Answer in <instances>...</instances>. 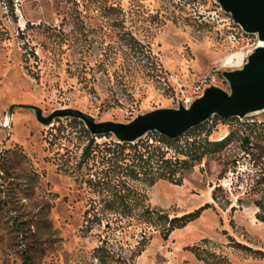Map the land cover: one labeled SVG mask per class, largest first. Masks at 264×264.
<instances>
[{
    "label": "rangeland",
    "instance_id": "rangeland-1",
    "mask_svg": "<svg viewBox=\"0 0 264 264\" xmlns=\"http://www.w3.org/2000/svg\"><path fill=\"white\" fill-rule=\"evenodd\" d=\"M217 6L0 0V264H264V109L241 119L212 116L164 148L166 158L182 160L175 149L193 140L228 139L179 169L180 185L129 182L169 218L207 205L164 239L135 219L85 223L83 213L100 197L87 181L111 171L105 160L122 143L90 135L77 119L42 125L28 108L43 117L77 110L96 123L127 124L155 110L188 109L209 87L228 93L222 73L240 69L263 44L233 21L228 31L199 15ZM159 136L147 133L125 153L163 147Z\"/></svg>",
    "mask_w": 264,
    "mask_h": 264
},
{
    "label": "water",
    "instance_id": "water-1",
    "mask_svg": "<svg viewBox=\"0 0 264 264\" xmlns=\"http://www.w3.org/2000/svg\"><path fill=\"white\" fill-rule=\"evenodd\" d=\"M220 9L245 33L255 35L261 46H256L238 70L223 72L229 92L209 87L195 99L188 109H161L139 115L127 124L115 122L96 123L94 119L77 110L58 111L43 117L35 107V119L47 125L55 117L80 120L90 135L111 134L118 143L131 144L147 133L175 140L198 127L210 117L241 119L247 114L264 109V0H213Z\"/></svg>",
    "mask_w": 264,
    "mask_h": 264
},
{
    "label": "trees",
    "instance_id": "trees-1",
    "mask_svg": "<svg viewBox=\"0 0 264 264\" xmlns=\"http://www.w3.org/2000/svg\"><path fill=\"white\" fill-rule=\"evenodd\" d=\"M198 128H193V130ZM158 139L164 145L163 147L151 143L139 149L133 148L128 153H125V150L129 148L128 144L113 145L111 158L105 160V163L112 162L111 171H101V174L95 175L93 180L88 179L87 181L100 197L98 204L90 205L83 213L85 223L97 222L109 216L114 218V221L135 219L155 227L161 238L165 239L170 232L195 220L207 208V205H203L180 217L169 218L163 212L145 205V198L130 187L129 182L139 181L145 183L146 186H152L157 181H165L178 186L181 183V177L177 176L179 169H188L193 162L200 161L204 154L222 149L228 139L219 142L193 140L183 149L179 151L175 149L174 152L177 155L186 158L182 160L165 157L164 148L171 147L177 139L170 140L162 136ZM109 149V147L103 149L104 156L109 154ZM189 250L193 253L196 251L194 247Z\"/></svg>",
    "mask_w": 264,
    "mask_h": 264
},
{
    "label": "built area",
    "instance_id": "built-area-1",
    "mask_svg": "<svg viewBox=\"0 0 264 264\" xmlns=\"http://www.w3.org/2000/svg\"><path fill=\"white\" fill-rule=\"evenodd\" d=\"M199 15L202 17L203 20L206 21V23L217 26L221 29L226 28L228 29V31H230L231 24L234 25L231 18L224 14L219 6H217L216 8L207 9L206 11H200ZM228 39L231 43L236 42L235 35L231 32L228 34ZM250 52H247V54L249 55ZM247 54L246 56H248ZM243 59L244 58H242V60Z\"/></svg>",
    "mask_w": 264,
    "mask_h": 264
},
{
    "label": "bare ground",
    "instance_id": "bare-ground-1",
    "mask_svg": "<svg viewBox=\"0 0 264 264\" xmlns=\"http://www.w3.org/2000/svg\"><path fill=\"white\" fill-rule=\"evenodd\" d=\"M243 56H244V55H243L242 53H239V54H236V55L234 56V58L237 59L238 62H240V61L242 60Z\"/></svg>",
    "mask_w": 264,
    "mask_h": 264
}]
</instances>
